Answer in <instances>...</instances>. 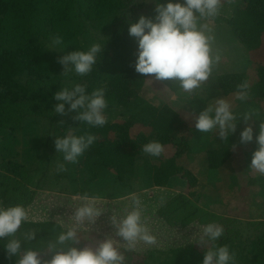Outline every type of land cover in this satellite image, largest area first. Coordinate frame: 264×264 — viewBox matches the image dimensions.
<instances>
[{"label": "trees", "instance_id": "trees-1", "mask_svg": "<svg viewBox=\"0 0 264 264\" xmlns=\"http://www.w3.org/2000/svg\"><path fill=\"white\" fill-rule=\"evenodd\" d=\"M222 3V15L211 26L217 38L229 35L241 56H246L238 62L245 67L242 73L220 75L214 69L199 89L182 93L178 83L156 81L137 74L134 69L137 43L128 34V22L138 21L141 15L154 16L153 0H0V204L5 207L22 204L28 210L29 221L15 237L23 241V250L43 251V258L50 259L52 253L47 245L76 224L70 219L73 213L68 216L63 213L65 209L74 211L73 197L90 196L92 183L111 176L119 187L131 192L136 190L133 182L141 189L165 193L171 186L183 185L182 182L187 186L183 194L168 198L161 213L156 214L169 227L184 228L186 238L175 247L157 243L142 245V250L134 251H125L127 246L121 244L126 264H202L210 245H198L199 229L210 222L223 225L225 235L218 244L236 252L237 264H264V216L244 223L200 207L195 191L198 180L187 164L186 156L195 147L191 144L200 134L195 131L196 116L210 101L235 95L238 85L251 81V76V84L255 85L249 84L247 100L234 103L236 107L249 106L252 119L264 123V0H222ZM57 34L64 41L60 48L51 46ZM95 42L105 44V50L93 71L84 77L71 75L74 84L87 85L89 92L105 91L109 118L104 127L76 121L73 119L76 113L60 116L53 112L57 103L53 97L64 83L59 59L77 50H87ZM247 67L254 74L250 76ZM254 76L259 78L256 83ZM147 86L156 89L152 95L142 96ZM160 93L167 96L164 104L157 98ZM171 97L177 99L176 107H172ZM259 123L254 134H258ZM69 132L97 138L75 164L65 162L55 150L53 136ZM24 136L31 139L23 140L27 160L21 163L17 147ZM152 140L164 145L161 157L142 151L143 145ZM257 147L254 141L250 153ZM253 153L249 154V165ZM227 155V152L208 151L209 168L221 171ZM30 161L31 171L26 169ZM60 164H64V171H58ZM52 180L61 183L60 186L68 184L64 188L65 194L72 198H67L71 204L62 206L64 211L58 210L54 215L43 209L40 214L44 216L38 219L31 207L37 206L36 202L40 205V197ZM249 180L250 187L257 183L264 187V176L254 175ZM150 199L161 203L158 195ZM82 226L92 228L91 235L95 237L80 241L76 245L80 248L91 247V243L98 246L106 236L115 234L106 228L98 230L92 224ZM30 232L36 234L33 241L24 239ZM6 242L0 241V264H16L18 258H7Z\"/></svg>", "mask_w": 264, "mask_h": 264}, {"label": "clouds", "instance_id": "clouds-1", "mask_svg": "<svg viewBox=\"0 0 264 264\" xmlns=\"http://www.w3.org/2000/svg\"><path fill=\"white\" fill-rule=\"evenodd\" d=\"M154 16L141 15L136 22H128V34L135 38L137 49L134 69L137 74L152 77L156 81H174L182 93H192L207 82L213 70L222 61V50L217 46V37L212 22L222 15V0H153ZM63 37L57 34L51 46L60 48ZM105 44L92 43L87 50H77L64 55L59 63L64 68L63 75L75 73L84 77L97 65L98 57L103 54ZM249 84L238 85L236 98L245 101L249 95ZM53 99L57 102L53 112L60 116L76 113L74 120L91 127H104L107 124L106 109L108 102L103 89L88 91L87 85L75 83L62 87ZM253 114L242 116L233 109V104L225 98H218L214 104L207 105L195 119V131L202 134L216 133L223 142H229L237 132L241 120L247 122ZM55 150L62 154L65 162L77 163L79 158L96 142L92 134L75 135L69 132L64 136H53ZM255 141L258 145L252 155L249 169L264 175V123H259L258 134L251 126L240 132V144ZM238 145L230 144L235 151ZM142 151L152 157H161L164 145L152 140L143 145ZM64 164L58 171H64ZM83 201L70 216L77 226L95 225L103 212L97 207V197L87 194L77 197ZM131 210L123 217L114 212L110 217L114 236H106L95 248L76 247L80 243L78 228L69 227L61 232L54 242L47 245L52 253L44 259L40 250H23V241L16 234L29 221V212L24 205L5 207L0 204V241L7 240L4 251L9 260L16 257V264H126L121 251H134L140 243L154 245L157 238L144 221V204L135 193L131 194ZM225 235L223 225L210 222L202 226L199 246H208L202 264H237V254L227 245H219ZM116 237L120 238L117 239ZM35 233H26L24 239L33 241ZM124 241L121 243L120 241Z\"/></svg>", "mask_w": 264, "mask_h": 264}, {"label": "rangeland", "instance_id": "rangeland-1", "mask_svg": "<svg viewBox=\"0 0 264 264\" xmlns=\"http://www.w3.org/2000/svg\"><path fill=\"white\" fill-rule=\"evenodd\" d=\"M217 46L220 49L223 46V49H221L223 58L220 65L215 68L217 70L216 75L231 72L242 73V69H244L245 65L243 67V64H240L238 62L243 61V58H245L246 56H241L240 52L233 44L229 35L226 34V37L217 38ZM61 71L63 75V67ZM252 73L254 74V72H252L251 70L249 75L251 76ZM72 76L73 75L71 74L63 75L64 83L62 87H71L74 84V82L72 81ZM252 77L253 76H251V81H248V84H251ZM258 80L259 78L257 76H254V82L256 83ZM254 85V83L253 85L251 84V86ZM146 88L148 90L143 91V93L141 94L142 96H144V94H147L146 96H150L156 89H150L149 86H147ZM161 93L165 94L164 91H161ZM161 93L157 95V98L161 100V102H158L164 104L167 101V96H161ZM225 99L229 100V102L233 104V109L238 114V116H242L245 113H250V107L247 105L243 107L235 106L234 102L239 101L236 98V94ZM215 100L216 99L210 101L208 105L214 104ZM176 101V98H170V103H172V107H176ZM106 117L109 118L107 114ZM112 120L118 119L113 118ZM256 123H259L258 120H256V122L254 119H251L247 122L241 120L240 124L238 125L237 132L233 135L229 142L221 141L219 137H217L216 133H200L199 136L195 137L196 141L191 144L195 147L186 157L189 158L187 162L188 167L192 170L198 180V187L195 191L196 193H198L197 196L200 198V202L197 203V200L195 201L200 207H204L206 210L215 215H225L224 217L235 218L243 221L244 223H247L248 221H257L263 218L264 212L262 210V207H264V195H262V193L264 192V187H261L262 185H259L258 183L254 187L249 186V179L254 177V175L259 176V178L264 176L258 172L249 169L250 162L248 160V157L249 154L253 153V151L251 153L250 151L254 147V141L247 145L240 144V132L249 126H251L254 130V127L257 126ZM213 136L214 138L210 140V138ZM24 139L30 140L31 137L24 136V138L21 139L22 141L20 142V145L17 147L19 153L18 159L21 163H25V160H27V156L23 152V148L25 147L23 145ZM230 144L238 145L235 151L230 148ZM223 146L226 147L223 148L225 150L222 149ZM208 151H222L228 153V159L223 165L221 171L211 170L209 168L210 161L207 156ZM32 165L33 162L31 164L30 161L26 169H30L31 171ZM140 172H142V166H140ZM116 182L117 181L114 177L109 176L108 178L102 177L91 185L90 196L98 198L97 207H99L103 212H105V214L100 217L97 223L93 225V227L96 226V229L98 230H100L99 228H106L111 230L112 232H115V229L114 227H112L110 222V217L113 212L118 217H123L127 214V211L131 210H125L124 212L122 211L123 209L128 208L123 206V200L125 199L124 196H127L128 193L132 192L129 189H123L119 187ZM182 183L183 185L178 184L171 186L172 188H169L168 190L166 189V193L163 190L160 191L155 189L149 192H147V190L145 191V193L150 197H155V195L159 196L161 201V203L158 205L159 207H156V203H154L153 206V202L157 200L150 199L151 205H149L147 198L140 197L143 202L147 203L144 207V221L152 231L153 235L156 236V244L159 243L157 245L173 244V246L175 247L177 246L179 240L183 241V238H186L187 232L186 230H184V228L174 226L169 227L165 219L163 221L161 218L156 217L155 215L157 214V212L161 213L162 206L166 204L168 198H175L177 195L183 194L184 189L187 186H185V182ZM60 184L61 183L52 180L49 187H47V190L43 192V196L40 197V205L39 202H36L37 206L33 205L31 207L34 209L33 211L36 214H39L38 219L43 218L44 214H40L41 211H44L43 209H47L48 212L54 215V213H56L58 210L64 211L62 206H67L70 203L69 200H72V198L68 196V193L65 194V189L68 188V184H64V186H60ZM133 184L134 189H136L135 191H139L140 187L138 186V183L133 182ZM67 198L70 199L68 200ZM63 199H65L67 202L63 201ZM73 200H75V206L73 207L74 210L82 206L83 201L77 198L75 199V197H73ZM112 204L114 206H112ZM150 206L153 207L150 208ZM66 210L67 209H65V211L63 212L64 216H68L69 213H73V211H70V209H68L67 211ZM74 225L75 226L73 227L78 228V233L80 234V241L87 240L88 238L93 239V237H95L91 235L93 232L92 228L87 229L82 225ZM191 228L195 230V228ZM199 231H202V226H200ZM97 233L100 234V232ZM92 244L93 243L90 244L91 248L97 247V245ZM142 245L144 246L143 243L138 244L136 246V250H142Z\"/></svg>", "mask_w": 264, "mask_h": 264}, {"label": "crops", "instance_id": "crops-1", "mask_svg": "<svg viewBox=\"0 0 264 264\" xmlns=\"http://www.w3.org/2000/svg\"><path fill=\"white\" fill-rule=\"evenodd\" d=\"M147 190V192H149V191H151L150 189H139V191H135V192H132V193H128L127 194V196H124V200H123V206L124 207H128V208H126V209H123L122 211L124 212L125 210H129V209H131V206H132V203H130V202H132V200H131V194H133V193H135V194H137V196H139V198L140 197H143V198H147L148 199V203H149V205H151V203H150V196H148L146 193H145V191ZM114 191V190H113ZM112 194H113V192H112ZM146 194V195H145ZM76 199V198H75ZM114 200V199H113ZM154 203H156L155 205H156V207H159L158 205L160 204L159 202H157V201H154L153 202V206H154ZM143 204H144V207H145V205L147 204L146 202H143ZM112 206H114L113 204H112ZM153 206H150V208H152ZM155 209V208H154ZM153 211V210H152ZM34 212V211H33ZM35 213V212H34ZM158 213V212H157ZM160 213V212H159ZM39 215V214H38ZM156 215V214H155ZM157 217V216H156ZM33 218H35V217H33Z\"/></svg>", "mask_w": 264, "mask_h": 264}]
</instances>
